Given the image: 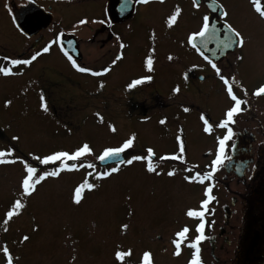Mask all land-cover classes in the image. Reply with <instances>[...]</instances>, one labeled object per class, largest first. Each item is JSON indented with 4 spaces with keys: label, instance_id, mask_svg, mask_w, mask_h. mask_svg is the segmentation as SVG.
Returning a JSON list of instances; mask_svg holds the SVG:
<instances>
[{
    "label": "flooded vegetation",
    "instance_id": "flooded-vegetation-1",
    "mask_svg": "<svg viewBox=\"0 0 264 264\" xmlns=\"http://www.w3.org/2000/svg\"><path fill=\"white\" fill-rule=\"evenodd\" d=\"M5 3L11 8V13L4 7ZM207 3L208 0H201L197 9L192 6V0H164L163 3L151 0L147 5L128 3L127 0H0V34L8 38L0 47V66L15 73L7 77L0 74V95L5 98L7 94L3 91V82L34 75L33 86L28 84L27 87L34 90L39 107L40 96L45 97L49 113L57 106L71 105L76 109V102L72 103V99L78 95L96 97L100 113L97 128L109 134L108 141L102 137L104 148L119 146L135 134L134 149L124 153L125 159L128 152L146 156L147 148L154 150L151 161L156 171L161 173L158 176L147 172L146 160L132 165L116 164L92 169L95 175V172L114 166H119L120 171L121 167H128L125 172L150 180L152 185L143 192L147 196L158 194L162 204V208L154 211H142L140 206H135V212L131 207L129 225L123 229L119 221L117 236L121 240L118 241L119 249L131 248L132 255L118 262L114 259V249L106 264L141 263L144 251L152 253L154 264H189L194 249L187 247L188 241H182L179 256L173 255L175 246L171 241L185 225L190 229L189 239L197 235L195 227L199 220L187 217L185 212L189 208L199 209L209 184L214 199L205 212V239L198 245L202 264H264V95H252L257 87L264 84V21L250 10V0H216L228 12V23L242 32L246 43L243 48L234 45L227 50L212 43L209 49L215 51L207 52L222 75L235 77L240 82L233 85V90L247 103L241 105L243 110L234 115V123L230 122L225 128L215 127L225 119L226 110L234 102L226 95L225 85L214 69L186 43L187 35L199 29L205 14L220 29L221 37L226 31L224 18L217 22L220 12H212ZM33 4L51 13L53 19L46 26L41 23L39 28L29 30V36L20 32L14 21L21 8ZM56 4L59 5L57 9ZM176 6L181 8V14L177 23L168 28L167 17ZM54 10L58 13V20ZM85 18L87 24L77 23ZM101 20L104 23L92 22ZM153 32L156 36L154 45L150 39ZM58 34L61 35L60 41L53 43L48 53H43L29 66L11 65L4 59H28L54 41ZM117 35L120 41L116 40ZM120 42L127 45L123 50L124 60L101 76L78 72L68 59L71 56L81 67L100 72L110 64ZM153 46L154 70L149 72L144 62ZM169 54L173 56L172 61L167 59ZM239 56H243V60H238ZM145 75L153 79L133 89L127 88L132 79ZM101 83L103 88L99 87ZM175 87L180 88L179 93H173ZM183 107H189L190 111L185 113ZM41 112L45 113L42 109ZM202 113L214 125L211 133L206 134L202 130ZM118 118L124 128L122 132L116 126ZM161 119H165V124L159 123ZM68 121L60 123L64 130L59 131L58 138L77 133L80 126H71ZM110 124L116 127V133L109 130ZM228 127L233 130L225 147L229 159L218 167L212 180H206L204 184L186 181L185 176L210 171L207 165L215 158L217 138H222ZM177 135H181L185 146L184 161L160 160L161 156L180 155ZM7 139L9 134L0 124V141ZM83 143L95 146L97 142L87 138L79 142ZM88 162L82 164L87 165ZM59 163L54 162L52 166L58 168L61 166ZM79 169L85 173L91 170L81 166ZM169 171L175 174L169 177ZM141 216H146V222L139 224ZM129 238L134 239L131 245H128ZM0 258L6 260L3 253H0Z\"/></svg>",
    "mask_w": 264,
    "mask_h": 264
},
{
    "label": "rangeland",
    "instance_id": "rangeland-1",
    "mask_svg": "<svg viewBox=\"0 0 264 264\" xmlns=\"http://www.w3.org/2000/svg\"><path fill=\"white\" fill-rule=\"evenodd\" d=\"M58 6L56 4L55 9ZM54 14L58 20L56 10ZM6 36L0 34V47L8 41ZM33 79L34 75L20 76L2 84L7 94L5 98L0 95V124L4 125L9 139L5 143L0 142V150L13 149L12 156L3 159H14L16 162L0 164V248H9L15 264H106L109 255L117 249L118 241H121L117 236L119 221L121 228L122 225H129L131 207L135 212V206H140L142 211L159 210L162 208L159 195H145L143 191L152 185L150 180L140 175L133 176L125 172L128 167H121L119 173L107 178L96 181L88 177L89 182L96 183L98 187L92 191L85 190L79 206L71 202L74 187L86 176L78 168L71 173L61 171L56 178H46L36 186L32 195L23 197L20 184L26 173L21 160L36 167L38 173L52 171L57 168L52 166L53 163L41 165L34 157L42 158L57 151L71 153L81 145V140L87 138L97 142L91 147L96 155L105 144L101 143L102 137L109 140L108 132L104 134L96 126L99 125L100 113L94 111L86 115V112L96 108L92 107L98 104L96 97L78 95L72 99V103L76 102V109L71 105L57 106L52 114L49 111L42 113L34 90L27 87L28 84L33 86ZM6 100L12 102L8 107L4 106ZM62 120H69L71 126L78 124L77 133L58 138L59 131L64 130L60 127ZM119 122L120 118L116 126L122 132L124 128ZM14 136L19 139H12ZM92 158L86 155L79 160L89 161ZM16 199H21L25 208L4 225L5 213ZM144 222L146 216H141L139 224ZM22 234L29 236V240L22 242L19 238ZM133 243L134 239L129 238L128 245ZM0 264H5L1 258Z\"/></svg>",
    "mask_w": 264,
    "mask_h": 264
},
{
    "label": "snow or ice",
    "instance_id": "snow-or-ice-1",
    "mask_svg": "<svg viewBox=\"0 0 264 264\" xmlns=\"http://www.w3.org/2000/svg\"><path fill=\"white\" fill-rule=\"evenodd\" d=\"M31 2V0H30ZM128 3H137V4H144L147 5L151 3V0H127ZM161 3L164 2V0H160ZM201 5V0H192V6L194 8L199 9ZM4 7L11 13V8L7 3H5ZM207 7L211 9L212 12H220V16L217 17V22H219L220 18L223 17V25L226 31L223 32V35L221 37L220 29L217 28V25L211 22V18L208 14H205L202 17V23L197 31L190 32L187 35L186 43L194 49L211 67L214 69L216 75L218 78L223 82L225 85L226 95L230 98L231 101H233V105L229 107L225 112V119L220 120L218 123L215 124V127L219 128H225L227 125L231 122L234 123V115L237 113H240L243 109L241 105L246 104L247 100L240 99L236 95V93L233 90V85H239L240 82L235 79V77H225L221 74V69L217 66L215 62H213L212 59L209 58V56L205 55V51H215L214 49H209V44L215 43L217 46L223 50L231 49L234 45L239 48L245 47V38L241 31L237 30L235 27H233L232 24L228 23L227 17L228 12L223 10L222 5H218L216 3V0H208ZM123 10V6H122ZM250 10L258 17L259 20L264 21V3H262V0H250ZM181 8L179 6H176L174 11L167 17L166 20V26L168 28H172L178 21V17L181 14ZM93 23H104L103 20L101 21H92ZM15 23V21H14ZM79 25H84L88 23V20L80 19L77 22ZM61 39V35H57L56 39L54 41H50L47 45H45L41 50L34 52L30 58L28 59H10L8 57H4L5 60H8L11 65H24L29 66L34 61L37 60L38 57H40L43 53H48L50 51V48L53 43L59 42ZM150 39L153 42V45L155 44V32L151 33ZM116 40L120 41V36H116ZM197 40L199 41V44L197 43ZM71 43V41H69ZM127 47L123 42H120L118 45L119 50L114 55V58L111 59L110 64L102 69V71L97 72L93 71L92 69L88 67H81L79 64H77L76 60H74L71 56H68V59L70 60L72 67L75 68L80 73H88L92 76H101L103 74L108 73L113 66H117L118 62H121L125 58L124 49ZM155 52V47L153 46L149 50V55L145 59V67L149 72H152L154 70L153 64V54ZM65 55H68L65 53ZM169 61L173 60V56L169 54L167 57ZM238 60H243V56L237 57ZM195 67V66H193ZM0 74H3L4 76H10L15 75L11 71L10 68L0 66ZM153 79L150 75L141 76L136 79H132L130 83L127 84L128 89H133L139 85L144 84L146 81H151ZM100 88L104 87V84L101 83L99 85ZM173 93H179L180 88L175 87L173 88ZM245 95L247 94L246 90ZM254 96H261L264 95V84H261L259 87L256 88V90L252 93ZM40 107L43 111L47 112L48 107L45 101V97L43 95L40 96ZM12 102L10 100H6L4 102L5 107L10 106ZM183 111L185 113L190 111L189 107H183ZM99 116V113H97ZM102 119V117H101ZM200 120L203 122V132L204 133H211L214 125L209 122V120L206 118L205 114L200 115ZM165 119H161L159 121L160 124H165ZM109 130L112 133H116L117 129L113 125H109ZM182 131V129H181ZM233 135L232 128H227V133L222 138L218 139V149L215 153V158L210 161L209 165H207L208 168H210V171L207 173L201 174L200 172H195L194 175L191 176H185L184 179L190 183H200L204 184L206 180L210 181L213 178V174L218 170L219 166L224 165L225 161L229 159V157L225 154V147L226 142L230 140L231 136ZM12 139L16 140L19 139L18 137H13ZM134 140H135V134H132L128 138H126L119 146L116 147H105L103 148L102 152L96 156L95 158L101 162L105 161H113L117 165H132L134 162L137 161H148L146 164V170L148 173H155L157 176L160 175V172H157L151 158L155 155L154 150L149 147L146 149L147 155H137V154H131L128 152V158H121L122 153H126L129 149H134ZM176 141L178 142L179 146V153L180 155L171 154V155H165L161 156L160 160H181L184 161V155L185 152V146L182 141L181 135L176 136ZM13 149H8L7 151L0 150V164H8V163H15L16 160L14 159H3L5 156H12ZM86 155H93V150L89 146L88 143H83L81 146H79L75 151L69 153L67 151H57L50 155H46L44 157H34L41 165H48L49 163L54 162H62L64 160L69 161H75L78 160L80 157H84ZM21 163L24 165L25 169V175L23 179L21 180L20 184V190L22 192L23 197H28L32 195L36 191V186L40 184L42 181H44L46 178L52 177L56 178L59 176L61 171H73L77 170L76 164L66 165L61 163V166L58 168H54L52 171H43L39 172L37 171L36 167H33L29 165L27 162L21 160ZM81 167H88L91 169H95L96 165L92 163H88L87 165L81 164ZM120 171L119 166L110 167L107 170L103 172H95V177L97 180L102 178H107L112 176L113 174H116ZM186 171H190L189 169H186ZM175 173L174 171H169L167 175L169 177L173 176ZM93 172H88L85 176V179L77 184L73 189V194L71 196V202L79 206L83 199H84V192L85 190L92 191L98 187V185L94 182H89L88 177L92 176ZM212 192V186L209 184L204 190V196L205 199H203L200 202L199 209H193L189 208L186 210L185 215L192 219H198L199 223L196 224L195 232L197 235L194 237V239H189L188 233L190 231L189 227L187 225L183 226L178 232L175 233L176 238L171 241V243L175 246V251L173 252V255L179 256L181 252V243L182 241H188L187 247H190L194 249V252L192 253V259L190 260L189 264H202L199 253L200 248L198 247L199 243L205 239L204 236V228H205V212L208 211V204L214 197L211 196ZM25 208V204L21 202V199H16L10 206V208L5 213V219L3 221L4 225H7L10 220L14 216H17L21 213V210ZM128 225H122L123 229H127ZM7 231V228L4 229ZM34 231L36 229H33ZM29 240V236L25 235L22 237V242H26ZM119 245H117V249L114 251V259L118 262H123L126 257H130L132 255V249L129 248L126 251L119 250ZM2 252L4 257L6 258V264H13V256L11 255L8 247H3ZM141 264H154L152 253L149 251H144L142 253L141 257Z\"/></svg>",
    "mask_w": 264,
    "mask_h": 264
},
{
    "label": "water",
    "instance_id": "water-1",
    "mask_svg": "<svg viewBox=\"0 0 264 264\" xmlns=\"http://www.w3.org/2000/svg\"><path fill=\"white\" fill-rule=\"evenodd\" d=\"M42 13H43V9H41L40 7H37L35 5H30L28 7L21 9L19 12H17V15H16L17 27L22 32L29 34L27 30H29L31 26H36L41 21H44L47 23L51 19V16L49 14H45V16L43 17ZM41 16H42V19H41ZM205 55L210 57V52L205 51ZM121 158H124L123 153L121 154ZM64 164H66V165L75 164V161L65 160ZM96 164L99 166H106L109 164H114V162L113 161L101 162V161L97 160Z\"/></svg>",
    "mask_w": 264,
    "mask_h": 264
}]
</instances>
